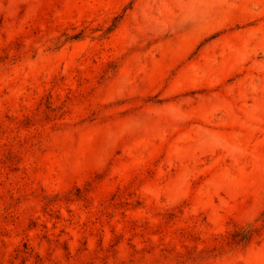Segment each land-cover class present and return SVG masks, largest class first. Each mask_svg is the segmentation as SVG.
Returning <instances> with one entry per match:
<instances>
[{
    "label": "rangeland",
    "instance_id": "1",
    "mask_svg": "<svg viewBox=\"0 0 264 264\" xmlns=\"http://www.w3.org/2000/svg\"><path fill=\"white\" fill-rule=\"evenodd\" d=\"M0 264H264V0H0Z\"/></svg>",
    "mask_w": 264,
    "mask_h": 264
}]
</instances>
